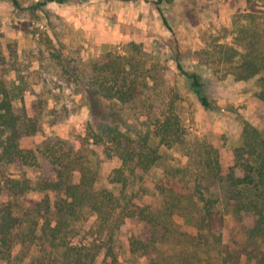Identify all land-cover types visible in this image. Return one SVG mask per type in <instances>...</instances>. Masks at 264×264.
Listing matches in <instances>:
<instances>
[{"label":"rangeland","instance_id":"1","mask_svg":"<svg viewBox=\"0 0 264 264\" xmlns=\"http://www.w3.org/2000/svg\"><path fill=\"white\" fill-rule=\"evenodd\" d=\"M157 1L0 0V75L27 157L3 163L0 175L31 180L27 199L54 206L61 192L52 183L59 174L78 181L84 167L118 212L142 209L149 217L122 220L111 252L95 264H218L221 243L243 247L242 264H253L264 240L243 246L245 217L216 222L209 234L196 199H216L214 211L226 214L229 176L243 177L235 152L244 127L264 138L259 82L237 77L244 55L264 54V0ZM177 53L202 76L210 109L178 70ZM124 147L149 168L124 165ZM95 222L77 224L90 241ZM134 240L139 249L131 252Z\"/></svg>","mask_w":264,"mask_h":264},{"label":"trees","instance_id":"2","mask_svg":"<svg viewBox=\"0 0 264 264\" xmlns=\"http://www.w3.org/2000/svg\"><path fill=\"white\" fill-rule=\"evenodd\" d=\"M47 1L64 3L66 0ZM160 2L162 0L155 3ZM163 21L174 34L165 17ZM258 53L261 59L251 51L243 56L237 77L241 80L256 78L259 82L258 96L264 101V54L261 51L256 52ZM175 58L178 70L189 80L201 104L206 109H210L211 100L203 92L202 76L186 70L179 62L178 53ZM102 89L108 98L123 99L119 95L121 93H114L106 87ZM19 137L20 130L10 91L0 75V166L7 162H27L25 152L18 144ZM94 138L103 140L98 135ZM115 140L122 146L119 138ZM126 148L124 147L120 153L124 165L128 166L133 162L134 167L143 170L149 168L141 157L134 155L135 151L127 152ZM235 156L236 165L242 170L243 177L235 178L234 173L229 176L233 190L226 200V214L221 213L218 216L214 211L215 204L218 203L216 199H208L201 195L196 202L201 203L205 210L201 224L206 223L210 227L209 234L216 222L226 224L227 219L233 214L245 217L241 232L244 236L243 246L246 247L248 241L264 240V138L261 132L246 124L242 133V143L236 149ZM79 172L78 181H74L71 177L63 179L59 174L57 182L52 183V188L61 192V197L54 206L48 202L27 199L26 194L36 190V187L31 185V180L0 175V192H4L7 197V201L0 202V264H21L26 258L28 264H95L102 250H107L106 256L111 252L112 246L108 243L122 220L149 217L143 216L142 209L128 211L125 207L118 212L117 200L113 195L105 190L96 189L95 180L86 168L83 167ZM88 217H96L91 229L97 231V237L92 241L89 240L87 233H85L86 238L83 237L80 228H77V224L85 222ZM150 225L155 226L153 219ZM154 232L157 233L159 230L156 228ZM137 244V240L130 243L131 252L139 249ZM141 246L144 254L147 255L149 247ZM217 250L218 264H242V258L247 252L241 246L232 248L222 243ZM255 253L253 264H264V251L256 249ZM148 264H158V262L155 259L150 261L148 259Z\"/></svg>","mask_w":264,"mask_h":264}]
</instances>
